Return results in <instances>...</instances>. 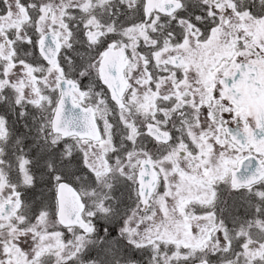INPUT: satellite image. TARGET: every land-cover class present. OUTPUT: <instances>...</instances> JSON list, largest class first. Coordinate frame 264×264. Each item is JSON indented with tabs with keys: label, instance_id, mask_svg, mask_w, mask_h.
Segmentation results:
<instances>
[{
	"label": "snow or ice",
	"instance_id": "1",
	"mask_svg": "<svg viewBox=\"0 0 264 264\" xmlns=\"http://www.w3.org/2000/svg\"><path fill=\"white\" fill-rule=\"evenodd\" d=\"M0 264H264V0H0Z\"/></svg>",
	"mask_w": 264,
	"mask_h": 264
}]
</instances>
